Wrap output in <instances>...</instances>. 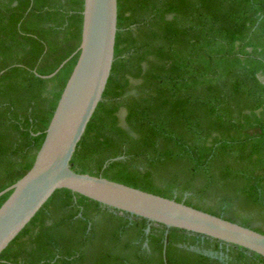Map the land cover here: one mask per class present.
Returning <instances> with one entry per match:
<instances>
[{
	"label": "trees",
	"instance_id": "trees-1",
	"mask_svg": "<svg viewBox=\"0 0 264 264\" xmlns=\"http://www.w3.org/2000/svg\"><path fill=\"white\" fill-rule=\"evenodd\" d=\"M83 5L0 0V191L43 143L79 53L36 72L79 48ZM72 162L264 233V0H118L112 72ZM148 225L58 189L0 264H264L176 227L165 256L168 228Z\"/></svg>",
	"mask_w": 264,
	"mask_h": 264
},
{
	"label": "water",
	"instance_id": "water-1",
	"mask_svg": "<svg viewBox=\"0 0 264 264\" xmlns=\"http://www.w3.org/2000/svg\"><path fill=\"white\" fill-rule=\"evenodd\" d=\"M82 38L79 48L51 74L79 53L78 60L62 91L45 138L32 167L0 196L12 191L0 207V254L20 234L54 192L67 188L93 199L130 218L161 224L165 232L164 255L172 227L237 245L264 257V233L203 209L102 175L73 169V156L99 103L103 100L115 61L118 32V0H84ZM124 156L113 158L122 159ZM148 246V242H145ZM191 249L217 257L212 250ZM220 257L223 252L219 253Z\"/></svg>",
	"mask_w": 264,
	"mask_h": 264
},
{
	"label": "flooded vegetation",
	"instance_id": "flooded-vegetation-1",
	"mask_svg": "<svg viewBox=\"0 0 264 264\" xmlns=\"http://www.w3.org/2000/svg\"><path fill=\"white\" fill-rule=\"evenodd\" d=\"M195 247H197V248H199L200 250H201V247H199V246H196V245H194ZM144 247H147V246H145V243H144ZM190 249H191V247H190ZM193 250V249H192ZM202 250H204V249H202ZM196 251V250H195ZM197 252H199V251H197ZM221 252H223V251H220L219 253H221ZM225 257H227V255L223 252V256H221L220 258L221 259H224Z\"/></svg>",
	"mask_w": 264,
	"mask_h": 264
},
{
	"label": "rangeland",
	"instance_id": "rangeland-1",
	"mask_svg": "<svg viewBox=\"0 0 264 264\" xmlns=\"http://www.w3.org/2000/svg\"><path fill=\"white\" fill-rule=\"evenodd\" d=\"M197 248V247H196ZM202 249V248H201Z\"/></svg>",
	"mask_w": 264,
	"mask_h": 264
}]
</instances>
